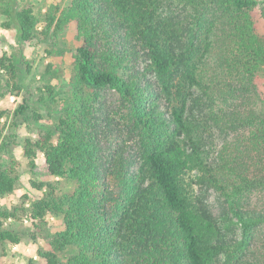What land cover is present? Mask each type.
<instances>
[{
  "label": "trees",
  "instance_id": "obj_1",
  "mask_svg": "<svg viewBox=\"0 0 264 264\" xmlns=\"http://www.w3.org/2000/svg\"><path fill=\"white\" fill-rule=\"evenodd\" d=\"M62 1L48 9L45 26L39 30L31 0H0V8L17 28L22 43L50 38L55 41L54 53L64 56L68 50L61 48L60 34L71 26L76 28L78 44L72 51L66 100L55 105L58 93L52 85H45L54 122L39 128L38 137L23 145V157L32 171L41 153L49 174L73 185L72 191L59 195L50 184L32 203L33 220L46 224L45 217L52 215L64 225L46 236L47 248L38 251L39 257L44 264H249L241 261V254L250 245L254 229L264 224V211L244 210L234 197L244 189L264 186V179L243 178L241 184L233 183V195L226 194L229 207L217 219L202 198L193 201L184 177L205 167L200 140L190 124L195 118L187 110L193 108H189L191 101L197 104L193 90L204 91L195 58L202 35L206 32L210 41L214 33L213 24L206 23L207 15L219 10L228 29L225 68L253 82L264 71V36L257 32L253 17L259 2ZM210 48L211 43H206L200 61ZM142 63L156 75L158 87L141 69ZM5 68L11 75L6 86L21 90L23 63L0 62V76ZM105 88L115 90L130 108L132 132L140 138L139 162L122 148L105 151L102 147L103 137L111 131L103 128L96 92ZM171 96L179 100L180 107L169 114L161 100ZM30 109L25 101L13 116L23 120ZM7 115L0 110V198L15 191L23 166L10 151L7 139L13 136L5 137L1 125ZM246 123L240 120L232 127ZM255 140L260 142L264 170V118L259 120ZM1 153H9L8 161ZM18 213L17 208L0 207V260L8 243L21 242L19 234L5 227L7 220L18 219ZM237 229L242 232L240 240L230 238Z\"/></svg>",
  "mask_w": 264,
  "mask_h": 264
},
{
  "label": "rangeland",
  "instance_id": "obj_2",
  "mask_svg": "<svg viewBox=\"0 0 264 264\" xmlns=\"http://www.w3.org/2000/svg\"><path fill=\"white\" fill-rule=\"evenodd\" d=\"M257 1L259 3L253 12V17L257 32L264 36V0ZM31 2L34 13L40 20L39 30L45 26L44 15L48 9L51 6L64 4L62 0H31ZM206 23L208 26L213 24L214 33L210 41L206 40V32L202 35L195 58L199 62V78L204 85V91L199 88L193 90L197 104L194 105L191 101L189 108L192 106L193 108L187 110V113H192L195 118L193 121L190 120V124L194 136L200 140L198 142L200 156L205 167L196 168L185 175L184 184L193 201L202 198L205 206L217 219H220L229 207V198L226 194L233 195V183L239 185L243 178L264 179V170L260 164L261 155L258 151L260 142L255 140L259 120L264 118V71L258 73L253 82L247 77H237L229 73L224 65L229 35L222 13L213 9L207 15ZM75 32V26H71L60 34L61 48L68 52L64 56H59L54 53L52 44L55 41L50 38L47 41L20 42L17 28L0 8V62L9 65L14 60H18L24 65L22 88L19 91L6 86L11 78L8 69L5 68L0 76V110L8 114L2 119L1 125L4 126L5 137L13 136L12 140L7 139L10 151L23 163L17 188L12 194L0 198V207L20 210L18 219L7 220L5 227L21 237L19 244H7L6 253L0 260L1 264H44L38 251L47 248L46 236L64 228L60 217L47 215L46 224L33 220L30 209L32 203L49 190L48 185L52 184L56 194L59 195L72 191L73 185L65 179L51 176L44 155L41 153L37 154L36 168L32 171L26 165L27 159L23 157V145L27 139L38 137L39 128L51 126L54 122L49 110L53 103L51 97L46 94L45 85L50 84L55 87L58 93L55 97V105L61 106L66 100L73 62L72 51L78 44ZM208 42L211 43L210 51L200 61L198 58ZM141 69L148 72V77L155 86L159 84L156 75L148 71V64L142 63ZM96 93L102 105L105 120L103 128L111 131L103 137V149L109 151L112 148H122L139 162L140 138L137 133L132 132L133 123L130 119L129 106L111 88ZM25 101L29 103L31 109L25 119L19 120L13 115ZM161 106L171 114L173 108L180 107V102L175 96L164 97ZM36 113L42 116L37 117ZM240 120L247 123L233 128L232 124ZM191 149L193 148L189 147V152L192 151ZM1 157L8 161L9 153H1ZM200 179L208 182L203 184ZM234 199L244 210L264 211V186L244 189ZM35 224H41L42 227L39 225L37 228ZM241 233V230L237 229L235 235H230V238L237 237L240 240ZM33 247H35L34 252L31 251ZM241 261L249 264H264V224L254 229L252 241L241 254Z\"/></svg>",
  "mask_w": 264,
  "mask_h": 264
},
{
  "label": "clouds",
  "instance_id": "obj_3",
  "mask_svg": "<svg viewBox=\"0 0 264 264\" xmlns=\"http://www.w3.org/2000/svg\"><path fill=\"white\" fill-rule=\"evenodd\" d=\"M31 251H33V252H34V251H35V247H33V248L31 249Z\"/></svg>",
  "mask_w": 264,
  "mask_h": 264
}]
</instances>
